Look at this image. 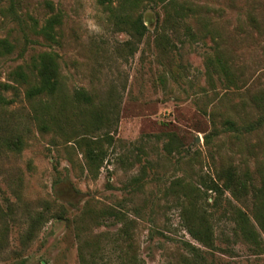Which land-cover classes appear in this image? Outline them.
<instances>
[{"label":"rangeland","instance_id":"obj_1","mask_svg":"<svg viewBox=\"0 0 264 264\" xmlns=\"http://www.w3.org/2000/svg\"><path fill=\"white\" fill-rule=\"evenodd\" d=\"M173 1L0 0L14 45L0 82L18 86L0 138L24 141L0 147V264H264V231L255 248L236 228L253 191L209 189L229 167L264 181V0ZM139 14L144 35L128 21ZM90 15L102 34L86 30ZM43 51L59 54L62 89L29 100L13 72ZM184 207L208 220L212 246Z\"/></svg>","mask_w":264,"mask_h":264},{"label":"trees","instance_id":"obj_2","mask_svg":"<svg viewBox=\"0 0 264 264\" xmlns=\"http://www.w3.org/2000/svg\"><path fill=\"white\" fill-rule=\"evenodd\" d=\"M115 0H98L102 5L113 4ZM122 7H132L133 10L144 0H122ZM151 1V0H149ZM154 2L161 3L168 12L174 8L173 0H153ZM128 21L130 26L139 35H144L148 30L145 21L141 14L132 18L129 16ZM61 23L60 12L50 16L46 23L41 27L39 33L43 34L46 39L56 40V24ZM14 45L7 38H0V56L9 54L13 51ZM30 72H26L23 66H19L15 73V78L18 81L28 84L25 90V97L29 100L37 97L47 95L55 96L62 89L59 54L54 51L40 52L35 58H33V64L29 68ZM18 86L10 82H0V106H8L16 101V91ZM12 91V95L8 96L7 93ZM79 98H85L90 101V96L84 91H77ZM227 126L231 129H237L233 120H227ZM255 127L253 125L247 127V130L251 131ZM24 141L22 137L12 138L3 137L0 138V147L5 150H21ZM219 181L221 182L219 184ZM209 189L213 191L229 190L233 195L245 196L253 191L254 206L253 217H250L246 212L239 213L236 220V228L239 236L250 243L253 247L259 248L260 233L257 228L264 231V181L260 186L248 178L245 173L238 172L234 167H229L218 174L216 180H212V184ZM182 219L188 232L204 246L213 245V232L210 228L208 220L202 216V219H198L197 210L189 207H184L181 213ZM188 247L194 251V255L198 256L199 249L193 244L188 243ZM136 259V258H135ZM17 264H23L18 262ZM135 264V263H130ZM141 264V263H139Z\"/></svg>","mask_w":264,"mask_h":264},{"label":"clouds","instance_id":"obj_3","mask_svg":"<svg viewBox=\"0 0 264 264\" xmlns=\"http://www.w3.org/2000/svg\"><path fill=\"white\" fill-rule=\"evenodd\" d=\"M84 26L91 35H99L103 32L102 27L94 20V18H92L91 15Z\"/></svg>","mask_w":264,"mask_h":264}]
</instances>
